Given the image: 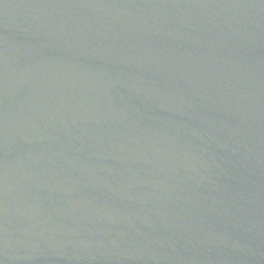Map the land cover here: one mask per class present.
<instances>
[{
  "label": "water",
  "instance_id": "1",
  "mask_svg": "<svg viewBox=\"0 0 264 264\" xmlns=\"http://www.w3.org/2000/svg\"><path fill=\"white\" fill-rule=\"evenodd\" d=\"M0 264H264V0H0Z\"/></svg>",
  "mask_w": 264,
  "mask_h": 264
}]
</instances>
